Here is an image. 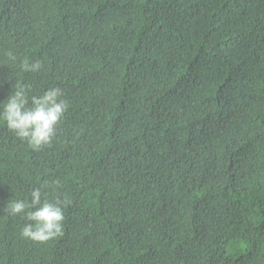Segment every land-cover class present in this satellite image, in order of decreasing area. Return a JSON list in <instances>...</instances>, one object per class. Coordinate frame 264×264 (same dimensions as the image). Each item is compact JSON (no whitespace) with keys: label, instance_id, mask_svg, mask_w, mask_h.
Here are the masks:
<instances>
[{"label":"trees","instance_id":"16d2710c","mask_svg":"<svg viewBox=\"0 0 264 264\" xmlns=\"http://www.w3.org/2000/svg\"><path fill=\"white\" fill-rule=\"evenodd\" d=\"M16 85L68 109L38 151L0 123V264H264V0H0ZM44 182L37 243L3 209Z\"/></svg>","mask_w":264,"mask_h":264},{"label":"clouds","instance_id":"9594fccd","mask_svg":"<svg viewBox=\"0 0 264 264\" xmlns=\"http://www.w3.org/2000/svg\"><path fill=\"white\" fill-rule=\"evenodd\" d=\"M6 63L23 72H38L42 69L41 62L19 61L17 56L9 51ZM59 87H50L42 95H28V89L16 85L10 94L0 102V123L6 125L10 132L26 142L33 150H40L50 145L56 129L64 117L68 103ZM48 182L33 189L28 197L23 199L10 198L3 211L10 216H23L26 223L20 235L37 243L47 242L63 231L64 211L62 201L49 200L46 190Z\"/></svg>","mask_w":264,"mask_h":264}]
</instances>
